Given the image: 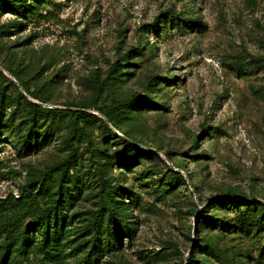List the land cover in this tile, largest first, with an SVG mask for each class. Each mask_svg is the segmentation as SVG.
Segmentation results:
<instances>
[{
    "label": "rangeland",
    "instance_id": "1",
    "mask_svg": "<svg viewBox=\"0 0 264 264\" xmlns=\"http://www.w3.org/2000/svg\"><path fill=\"white\" fill-rule=\"evenodd\" d=\"M0 92V264H264V0H4Z\"/></svg>",
    "mask_w": 264,
    "mask_h": 264
},
{
    "label": "trees",
    "instance_id": "2",
    "mask_svg": "<svg viewBox=\"0 0 264 264\" xmlns=\"http://www.w3.org/2000/svg\"><path fill=\"white\" fill-rule=\"evenodd\" d=\"M4 2V0H0V4ZM115 67L112 68V72L111 73H114L115 72ZM17 78V77H15ZM17 80L21 83V87L24 91V93L28 96H30L31 98L33 99H37L39 101L40 98L35 96L31 91L30 89L24 84L22 83L18 78ZM106 85H103L101 83V89L99 91V94L102 93L104 87ZM5 95H4V92H0V119L3 117V104L5 102ZM133 103H138L139 105H142L143 103L147 104V106H151V105H154L153 103H149L148 104V101L146 100V98H142V97H139V96H134L132 97L129 101H127L126 103L124 104H120V105H117L115 107H110L109 109H106V110H103L101 111L102 112V115L105 117V119L108 121L107 124L111 125L112 126V129H110L108 127L107 124H105V122L102 121V123H104V126L105 128L108 130V132L114 137V138H119L117 136V134H123V135H126V133L122 130V128L120 127V125L118 124V119H119V114L122 112V110L129 104H133ZM32 115L34 116V118L32 120L35 121V116L38 114V113H49L46 109H42L40 106L34 104L32 105ZM31 115V116H32ZM85 116L86 113H81V112H72L70 113V119L72 121H75L77 116ZM32 116V117H33ZM33 121V122H34ZM124 144H126V146L128 147V149H134L135 151H139V149L134 146L133 144L131 143H128L126 141H123ZM131 164H133V161L132 160H129L126 165L130 166ZM69 173V163H62L59 167H53V168H50L49 170H46L44 173H40L39 175L35 176L29 183H27L25 186H24V193L25 194H28L29 191L37 184V183H44V182H47V181H52V180H55L57 181L59 184H62L65 180V177L66 175ZM181 181H183L185 183V180H184V177L181 176L180 174H175ZM244 199V198H243ZM242 198H239L238 200H236V202H238L240 204L241 203H244V200ZM227 200H224L223 203H222V206L224 205H227ZM231 202H234V201H231ZM58 203H59V200L56 196V194H52L50 197H49V200H48V205L45 206L43 209L41 210H38L35 215L32 217V219L30 220L29 224L26 225L22 232H21V238H20V249H18V252L21 253H25L26 254V250H23L22 246H23V243L26 241V238H27V233L29 231V228L30 226H33V225H40L42 223H46V222H49V217L53 214H56V210H57V206H58ZM219 203V202H218ZM94 225V223H93ZM44 239L46 240L47 239V232H46V236L44 237ZM5 263V261H4ZM187 264H196L194 261H189Z\"/></svg>",
    "mask_w": 264,
    "mask_h": 264
},
{
    "label": "water",
    "instance_id": "3",
    "mask_svg": "<svg viewBox=\"0 0 264 264\" xmlns=\"http://www.w3.org/2000/svg\"><path fill=\"white\" fill-rule=\"evenodd\" d=\"M20 90L23 91L22 87L19 86ZM105 122L108 123V121L105 119Z\"/></svg>",
    "mask_w": 264,
    "mask_h": 264
}]
</instances>
